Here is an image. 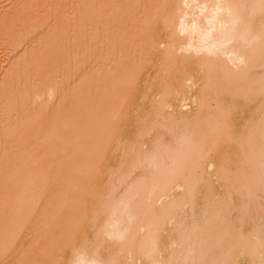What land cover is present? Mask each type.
<instances>
[{
    "label": "bare ground",
    "instance_id": "bare-ground-1",
    "mask_svg": "<svg viewBox=\"0 0 264 264\" xmlns=\"http://www.w3.org/2000/svg\"><path fill=\"white\" fill-rule=\"evenodd\" d=\"M108 1L106 5L111 2ZM131 1L135 2L130 5L122 0L123 4L115 2L120 7L112 9L114 14L108 11L113 8L109 6L111 2L103 17L112 14L110 24L119 28L121 12L118 8L122 7L126 10L125 18L130 19L122 25L123 30L138 26L137 22L136 25L131 22L135 21L134 13L138 10L143 9L139 15L140 25L150 22L160 12L165 17L167 24L164 28L149 31L147 36H150L141 39L144 45L150 41L151 46L145 47L146 52L155 56L148 59L150 63L154 65L158 62L166 73L159 76L156 72L157 75L140 78L144 82L151 81L155 89H168V99L156 109L164 119L163 125H153L146 135L140 132L138 152L129 154L126 161L119 160L112 167L105 164L96 168L97 160L86 164L84 157L71 160L78 164L72 179L74 192L85 186H94L103 178L109 179V187L98 188L92 193L95 205L88 211L81 208L85 207L82 203L88 202V199L85 196L74 198L76 193H72L64 204L58 206L57 212L46 216V210L52 205L47 197L50 194L48 184L52 165H46L51 172L48 168L43 171L42 165L36 169L43 172L36 171L33 166L26 171L22 165L27 166L28 162L22 161L25 162L20 168L22 175L29 172L35 177V171L38 175L30 178L27 173L23 177L19 172L20 177L17 175L18 179H15L12 173L15 176L13 183L17 181V184L10 185H15L17 190L15 198L7 204L10 214L4 221V228L0 225V261L12 257L11 252L20 242H28L36 234H39L40 240L55 231L68 229L64 235L52 239L46 249L57 247L51 264H264V0H168L166 5L171 1V6H164V13L158 7V15L153 11L157 5L147 9L145 0ZM145 11L146 15L150 13V17H146ZM48 19L49 16L43 18L46 24ZM43 20L32 22L25 31L38 28V33H45ZM51 21L47 24L49 27ZM46 33L49 34L48 31ZM54 34L51 36L55 40L57 37ZM6 35L11 36L8 38ZM6 35L0 41L5 46L3 52L6 57L3 58L8 62L1 60L0 63L5 61L6 68L2 67L9 71L17 64L16 50L22 39L19 40L15 33ZM54 40L57 48L61 47L62 41L65 43V40L60 43ZM42 41L43 48L49 52L44 57L40 55L38 70L43 67L48 72L42 71L43 76L37 70L41 73V83L38 81L41 85L36 82V88L22 96L19 108L16 105L11 111L22 118L25 114H29V118L34 116L31 115L32 109L38 113L37 108L32 107L34 103L35 106L42 103L40 108L43 111L45 108L48 110L47 106L55 108L53 98L66 88L62 81L67 66L61 61L64 51L59 49L58 53L55 46L51 47V40ZM51 48L57 53L54 58ZM103 57L106 66L110 67L111 60ZM60 63L65 66H61L63 70L59 69ZM4 69L3 72L6 71ZM3 72L0 83L12 86L17 73L14 71L6 78L7 73ZM193 74L201 75L199 87L192 82ZM148 82V85L144 83L145 90L154 89L149 87ZM124 98L110 104L114 105V109L110 108L114 111L112 118L107 112H102L99 105L91 108L92 112L85 105L91 114L80 107V111L83 109V113L88 114H84L87 119H83L87 121H72L69 125L73 137L71 146L75 148L79 144L81 134L88 135L84 147L94 144L96 151H99L97 141L117 140L121 132L113 117L115 120L120 118ZM66 100L64 105L59 100L63 107L61 104L56 106L61 108L60 115H63L62 108L66 109L70 103L68 98ZM50 102L54 103L52 107ZM186 106L190 110L183 113ZM75 113L73 118L78 115ZM42 114L46 119L47 113ZM37 116L40 117L39 113ZM33 119L41 120L35 116ZM38 120L36 123L39 124L45 121ZM29 122L33 124V120L26 122L27 129ZM125 124L139 132L140 123H118L121 129ZM100 125L105 126L104 130L100 129ZM240 125H243L242 128L237 130ZM62 126L60 134H49L44 137L45 140L41 138L28 148L48 152L61 138L62 130L65 132L68 127ZM158 130L160 134L151 143L149 136ZM19 143H22L18 144L22 148L17 147V155L27 150L22 141ZM211 154L215 155L213 160H209ZM127 164L132 165L135 172L127 168ZM87 169L97 172L79 182ZM58 180L55 177V181ZM34 183L37 187L32 188ZM1 198L7 202L8 195ZM66 211L72 214L66 217ZM59 213L61 215L57 216ZM18 253L11 264H45L46 259L51 257L30 261L24 250Z\"/></svg>",
    "mask_w": 264,
    "mask_h": 264
},
{
    "label": "rangeland",
    "instance_id": "rangeland-1",
    "mask_svg": "<svg viewBox=\"0 0 264 264\" xmlns=\"http://www.w3.org/2000/svg\"><path fill=\"white\" fill-rule=\"evenodd\" d=\"M48 1H50V3ZM107 1L108 0H3L0 1V6L2 5L0 7V22L3 24V26H1L2 24L0 25V38L1 37L5 38V35L8 33H12V34L15 33L16 36L18 35L19 40L20 39L23 40L20 41L21 45H19L20 47H18V49L16 50V54H17L16 57L17 64H15L16 66L11 67L10 69L8 67L9 69L8 71L7 69H4L6 68V65L3 64L5 63V61L2 64L0 63V79L2 78L1 74L3 72V69L6 70L5 71L7 73L6 78L10 77V75L14 71L17 73L15 76V82L13 83L14 86L13 85L8 86V84L6 85V83L4 82L0 83V205H1L0 225H3V228L5 224L4 221L6 222V218L9 217L10 214L7 204L15 198V194L17 190V187H15V185L13 186L14 183L17 184V181H15L14 183L13 181L15 179H18L17 175L19 172L22 175L20 168L21 165L24 164L25 162L31 164L28 166L27 163L26 165L28 167L22 165V167L24 166L23 168L26 169V171L28 168H31L30 166L35 167L34 169L37 171L38 169L36 168L39 166L41 167V165H42L41 169L43 171H46L45 168L46 169L48 168L46 165L49 164L52 165L50 167L52 173H50L49 184H48L49 185L48 191H50V194L47 196L49 200L52 202V205L46 210V216H49L52 212H57L58 206L60 204H64L66 200H68L69 195L72 193H76L75 195H73L74 198H78V196L80 197L85 196L88 199V202L82 203L83 205H85V207H81L83 210L88 211L91 210L95 205L94 202L92 201V193L95 192L98 188L100 190L101 189L103 190L106 189V187H109L110 184L108 181L109 179L103 178L94 186L84 185L85 187H82L77 192H74L73 190L74 183L72 179L74 177L75 169L78 166V164L71 162V160L78 157H84L83 162H85L86 164L91 163L94 160L95 161L97 160L96 168L97 167L100 168L105 164H107L109 167H112V165L117 164V161L119 160L123 162L126 161L129 157V154L131 156V155H135L138 152L139 146L137 139L140 135V132L146 135L147 133H149L153 125H158L159 127L163 125L164 119L159 116V110L156 109L159 108L160 104H162L164 101L168 99L169 97V94L167 92L168 89L167 87H161V88L157 87L158 89L157 88L155 89V87L151 85V81L144 82V80L143 79L140 80V78L144 77L145 75L149 76L150 74L157 75L156 72L159 74V76L165 75L166 70L159 67L158 62H156L154 65L150 63L148 59L155 58L153 53H148L145 50V47L151 46L150 41H148V45H144L142 41L143 39L141 38L147 36V33L149 31L155 30L156 28L157 29L164 28L166 26L167 23L165 21V17L162 16V14H160L161 12L159 13V8L161 7L160 10L164 13L165 10L164 6L165 8L166 6L170 7L171 1L169 2L168 5H166V1L168 2V0L165 1L145 0L146 1L145 7L147 9L153 8L155 5H157V7L156 6L155 7L156 10L157 9L158 10L157 11L153 10V11H155L157 15L159 13V16L155 15V17H152L153 19L150 22L146 24L141 23L140 25L139 22L141 21L139 19L140 17L139 15L141 14L140 12L143 11V9L142 7L141 8L139 7V9L142 10L141 11L138 10V12L134 13L135 15L134 14L133 15L135 21H133L134 20L133 17H132L133 20L131 21L135 25L138 23V26H136V28H132L128 30H123L121 28L124 22L127 20V18H125L126 10H122V7L118 8L119 9L118 11L121 12V16H119L120 19V22L118 24L119 28H116V26L110 24V20H111L110 15L115 13L114 10L112 9L117 10L116 8L122 2L124 4L128 3V5H130V3H134L135 1L133 0L134 2H132L131 0H122V2H120L121 0L120 1L109 0L108 3L111 1L112 5L110 4L111 2L109 3L110 5L109 4L108 5L113 8H110L108 5H106ZM138 1L136 2L140 3ZM115 2H118L120 4L116 5ZM157 2L161 4V6ZM142 4H140V6ZM122 6L124 7L127 5H122ZM108 7L111 9V11L110 9L109 10L107 9ZM33 10H35L37 14H35ZM104 10L105 12L108 10L112 14L103 17L104 15H106ZM32 11L34 12V14H32L33 13ZM149 11L151 12V10ZM28 12H30L31 16H29ZM116 13L118 12L116 11ZM152 14L154 16V13ZM44 15L46 17H44ZM50 15L54 18L53 20L50 17ZM145 15H146V11H145ZM38 16L39 18L41 17L40 19L42 20L43 18L45 19L48 18L49 16L48 19L49 23L52 20L50 24L51 27L48 26L49 25L48 22L47 25L46 22H44L45 20H43V22L47 25V26L43 25L44 30L43 29L42 30L45 31V33L40 31L41 34L43 33L42 34L43 37L40 33H38L39 30L38 28H34V31H32L33 28H30L29 30L32 33H30V31L28 32L25 31V29L32 22H36V21L38 22V20H40ZM148 16L150 17V15ZM30 27H32V25ZM46 31H48L50 35L47 34ZM35 32H37L38 34H35ZM52 33L56 34V35L54 34L57 37L55 40L59 41V43L62 40H65V43L64 41L61 42L63 43L61 47L60 45L58 46V48L56 47L57 46L55 45L56 43L53 42L55 37L53 38V36H51L53 35ZM48 35L50 36V38ZM10 36L11 35H9V37ZM6 37L8 36L6 35ZM30 38L32 40H30ZM46 38L52 41V43L50 42L51 47L55 46L54 49L56 51L57 50L59 51V49L64 51L63 55L61 54L60 55L62 56L61 61L64 62V65L65 63L67 64L65 68L66 70L64 69L65 71L63 73V78H62V81H64L65 82L64 84H66L65 85L66 88L64 87L65 90L63 88L64 91L62 90L59 96L57 95L55 98H53L52 101L53 102L55 101L56 103L55 108L51 109L49 106H47L48 110H46L45 108V110L43 111L40 108L42 107V103H37L38 105L40 104V106H35L36 103H34L35 105L32 107L37 108L40 117L37 116L38 115L37 112H36L37 115H35L36 113H34L33 109H32L33 111L31 110V112H33L31 115H34L35 118L37 117L41 119V120L37 119L40 122L44 120L45 121L40 124L36 123L37 120L33 119L34 116H32L30 118L33 120V124L34 125L36 124L37 126L33 128L32 126L33 124L29 122L31 125L29 124L30 125V126L28 125L29 129H27L26 122L31 120L29 118L30 115L28 114L29 115L28 116L27 114H25L26 117L23 116L22 118L19 115L20 113H18L19 116H17V114L16 115L14 114L15 112L11 113V111L14 110L13 109L14 107H17L16 105L18 104L20 105L19 102L22 101L21 98L24 94L26 95L28 91L32 90L33 88H36V82L37 85L38 84L39 86L41 85L40 84L41 75L44 76L43 73L45 71L48 72V70L44 69L43 67L40 68L41 70H38L39 69L38 61L40 59L39 58L40 55L44 57L49 52L48 50H45L42 45L43 43L42 40L44 39V41L45 40L47 41ZM3 47H5L4 43L3 41H0V62L1 60H6L4 59L6 56L4 57ZM51 49H52L51 54L53 55L54 58L55 56H57V53L55 52V50L53 51V48ZM107 53H108V57L106 56ZM103 55L109 61L111 60L110 62L108 60L107 61L110 63L109 65L111 66L113 65L112 67L111 66L108 67V65L106 66L105 64L106 59H104ZM6 61L8 62V60ZM8 64L9 63H7V65ZM104 64L106 66L105 69L103 68ZM62 65L63 64L60 63L59 69L63 70V67L61 68ZM157 67L161 69H158ZM37 70L40 72L42 71L44 72H42V74L39 72L41 74L40 75L39 73H37L38 72ZM200 76L201 75L198 74H193L191 76L192 82L195 87L200 86L199 85ZM16 78L19 79V83H18V79ZM38 81H40V83ZM147 82L150 83L149 87L152 86L154 89H152L153 90L152 91L149 90V88L147 87L148 89H146L147 90L146 93L144 87L148 85ZM4 84L8 87H6ZM142 84L144 85L142 86ZM141 86L144 88L143 95H141L140 92ZM139 92H140V96L138 95ZM66 97L70 100V103L68 104V107H66V109L62 108L63 115L62 114L60 115L59 113H61V108H58L60 107L58 105H60L61 102L59 100L61 101L64 99L66 100L67 99ZM123 98H124V102H123L122 114L118 120H115L116 119L115 117H113V120L117 121L119 124L123 122L125 123L130 121L131 122L136 121L140 123V129L138 130L139 132L130 129L129 128L130 126L126 124L125 126H123L124 129L123 131V129H121L122 126L120 127L117 123V127L120 131L118 129L117 130L121 132L118 139L115 140L114 142L113 140L112 142H108L107 140L97 141L96 143L99 146L98 147L99 151H96L94 144L84 147L85 143L88 140L87 134H81L79 144H77L75 148L71 146L72 142L70 140L71 138L73 140V137H72V128L69 125L72 123V121L81 122V123L87 121V120L84 121L85 119H87L86 116H84V114L85 115L88 114H86V112L83 113L84 112L83 109L81 110L82 111L81 113L80 107H83L84 109L89 111V114H91L92 112L91 108H94L96 105H99L102 109V112H107L109 114V117H111V115L113 116L114 113V111L111 110L112 108L114 109V105H110V104H114L115 101L121 100ZM64 101H62V104L66 103ZM53 102H50V104L49 103L48 104L51 106ZM85 105L90 108L91 112L90 110H88V108ZM18 108H15V111L16 109L18 111ZM106 108L108 109L106 110ZM40 110H42L44 114L47 113L48 116L46 119H44L46 116L45 115L43 116L42 114L43 112H40ZM189 110L190 107L186 106L183 113H186ZM73 113H75V115L77 114L80 115L81 113V115L80 116L77 115L75 118H73L74 115ZM100 115L102 114H98L97 116ZM27 118H29L30 120H28ZM19 119H21V121ZM108 120L110 122L109 118ZM102 122H104V125L107 126L105 120H102ZM63 124L68 125V127L66 126L67 128L65 129V132L64 130H62L63 133H61L62 134L61 138L52 145V148L48 152L42 153L41 149L35 150L28 148V145L33 144L35 141L41 138L45 140L44 137H47L49 134L51 135L60 134L61 129H63L64 127L62 126ZM99 124H101V121ZM104 125L103 127L101 125L99 126L101 130H104L103 129L105 127ZM112 125L115 128L116 124L114 123ZM31 126L32 128L30 129ZM242 126L243 125L238 126L237 130L241 129ZM159 134H160V130L156 132L155 131L152 132V134L149 136L151 143L156 139V136H158ZM21 141L23 142V144L25 145L24 147L27 150L24 149L25 150L24 152L17 155L16 154L18 149L17 147H19L18 144H22L19 143ZM115 149L117 150V152H115L116 151ZM119 152H121L120 155L122 156L118 155ZM214 157L215 155L211 154L209 160H213ZM22 161L25 162L23 163ZM126 167L131 168L133 170L132 172H135V169L132 168V165L127 164ZM41 169L38 171L41 172L42 171ZM50 169L48 168V171L51 172ZM36 171L34 172V174L36 175L37 173L38 175V172ZM54 171L56 172V174ZM95 172L97 171L96 170L94 171V169L85 170V173L82 174V176L79 179V182L82 183L83 180L89 179L91 176L88 175H92ZM27 173L29 174V172ZM26 174L24 173V175L22 176L25 177ZM32 174H29L30 178L34 177ZM13 176L15 177V179ZM55 177H58L59 180L55 181ZM22 179L20 180L22 181ZM21 181H19V183ZM11 183H13L12 186L10 185ZM36 183H34L35 186H32V188L37 187ZM18 191H19V186H18ZM2 195H8L7 202L5 199L1 198ZM71 214H72L71 211H66L64 213V216L68 217ZM60 215L61 213L57 214V216ZM66 231H68V229H61L59 231H55L51 234L41 237L40 240H39V234H36L33 236V238L30 241L20 242L15 247V250L11 252L12 257H8L6 259L1 260L0 264H11L12 262H14L13 260L17 259L13 257H17V255L19 254L18 252H21L22 250L26 252V257L29 258L30 261H33L34 259H42L51 256L50 258L46 259V263H45V264H51L53 262V257L55 255V252L57 251V247H52L48 250L46 249L49 247L48 245L50 244V241L52 239H56L60 235H64Z\"/></svg>",
    "mask_w": 264,
    "mask_h": 264
}]
</instances>
